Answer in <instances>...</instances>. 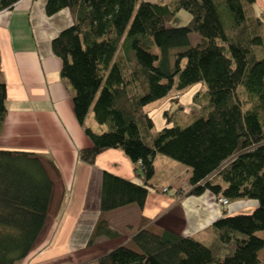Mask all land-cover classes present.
Segmentation results:
<instances>
[{
    "label": "trees",
    "instance_id": "16d2710c",
    "mask_svg": "<svg viewBox=\"0 0 264 264\" xmlns=\"http://www.w3.org/2000/svg\"><path fill=\"white\" fill-rule=\"evenodd\" d=\"M18 0H0V10ZM255 0H46L47 14L68 8L72 23L51 40L60 79L72 90L77 121L91 145L78 150L92 164L121 149L142 183L103 171L100 216L87 241L116 237L102 214L134 203L142 207L156 154L190 169L187 195L208 190L228 202L255 199L249 213L223 215L194 236L142 227L96 264H264V21ZM178 11L189 20L170 25ZM195 33L199 41L190 43ZM173 50V51H172ZM200 84L198 110L172 99L159 129L147 106ZM6 86L0 75V124ZM105 127L84 124L89 110ZM190 115L192 121H188ZM52 182L34 152L0 149V264H14L32 248L47 215ZM166 191V190H165Z\"/></svg>",
    "mask_w": 264,
    "mask_h": 264
},
{
    "label": "crops",
    "instance_id": "0c3cea01",
    "mask_svg": "<svg viewBox=\"0 0 264 264\" xmlns=\"http://www.w3.org/2000/svg\"><path fill=\"white\" fill-rule=\"evenodd\" d=\"M45 3L18 0L10 9L0 10V75L6 86L0 149L34 152L52 182L44 225L27 255L14 264H96L101 255L127 243L140 229L142 219V227L168 229L207 244L211 239L207 229L223 215V209L208 190L187 195L190 169L161 154L154 158V174L142 207L131 203L104 212L102 216L118 235L98 236L87 244L101 214L102 172L143 181L121 149L102 151L92 164L79 159L78 150L90 146L91 140L74 115L73 92L62 83L61 60L51 49V40L73 17L68 8L47 14ZM254 10L264 21V0H255ZM176 16L189 20L181 11ZM199 88L202 86L195 84L174 98L150 104V109L148 105L154 126L156 120L162 123L154 128L165 124L163 111L174 105L172 99L184 106ZM84 124L95 132L105 129L94 120L92 111ZM256 205L254 199H240L229 202L224 210L228 215L249 213Z\"/></svg>",
    "mask_w": 264,
    "mask_h": 264
},
{
    "label": "rangeland",
    "instance_id": "374dc122",
    "mask_svg": "<svg viewBox=\"0 0 264 264\" xmlns=\"http://www.w3.org/2000/svg\"><path fill=\"white\" fill-rule=\"evenodd\" d=\"M181 12H183L184 14H186V15H188L185 11H181ZM179 16V15H178ZM178 16H176L175 15V17L173 18V20L169 23L170 25L172 24V25H181V24H183V23H185L186 22V19L184 20V18L183 19H179V17ZM189 39H190V43L191 44H195V43H197L198 41H199V36L197 35V34H195V33H190V35H189ZM173 51V50H172ZM193 86V85H192ZM191 86V87H192ZM190 87V88H191ZM189 89V87L187 88V89H185V92H186V90H188ZM203 89V87L202 88H199V89H197V90H202ZM181 91H183L184 92V90H175V89H173L172 90V92H171V94L170 95H168L166 98H168L169 96H171V97H173L174 98V95L175 96H177ZM195 93H193V95H192V100L190 101V103H188V104H185L184 105V110L186 111V112H190V113H194V112H196L197 110H198V104H197V102L194 100V95ZM151 106L152 105H149L148 106V108L150 109L151 108ZM89 111H91V109L89 110ZM190 119L188 120L189 122L190 121H192L194 118H193V116H191L190 115V117H189ZM159 125H162V123L161 124H158V121L156 120V122H155V126L154 127H159ZM156 129V128H155ZM181 180H183V182H185V180L186 179H181ZM245 200H252V199H245ZM255 200V199H254ZM238 201V200H237ZM255 207H252V210L254 209ZM251 210V211H252ZM257 234V236H259L260 238H264V231H259V232H257L256 233ZM258 256H259V258L262 260V261H264V246L258 251Z\"/></svg>",
    "mask_w": 264,
    "mask_h": 264
},
{
    "label": "built area",
    "instance_id": "2783aa9c",
    "mask_svg": "<svg viewBox=\"0 0 264 264\" xmlns=\"http://www.w3.org/2000/svg\"><path fill=\"white\" fill-rule=\"evenodd\" d=\"M163 190L165 191L166 188H163ZM216 203L218 204V206H220L224 210L229 202L226 198L219 196V197H216Z\"/></svg>",
    "mask_w": 264,
    "mask_h": 264
}]
</instances>
